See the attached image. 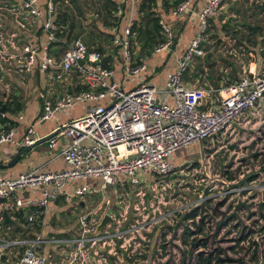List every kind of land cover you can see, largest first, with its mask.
Masks as SVG:
<instances>
[{
    "label": "built area",
    "instance_id": "1",
    "mask_svg": "<svg viewBox=\"0 0 264 264\" xmlns=\"http://www.w3.org/2000/svg\"><path fill=\"white\" fill-rule=\"evenodd\" d=\"M107 2L115 5L110 16L114 22L108 28L111 44L121 55L123 74L127 79L142 78L129 90L114 81V71L103 66L96 46L75 36L70 14L76 0H0V76L16 72V79L24 84L27 75L36 71L47 84L63 83L61 96L44 99L37 121L18 140L16 127L9 122H21L22 115L12 119L0 112V120H8L6 125L0 122V147L13 143L22 151L37 141L35 125L77 104H92L85 115L65 123L48 141L53 148L57 137L68 140L56 156L64 161V170L39 168L15 177L0 174V264H49L46 248L69 253L68 257L62 254L61 264H135L142 257L136 247L145 240L147 259L158 260L162 237L146 235L154 229V221L123 225L128 217L123 208H128L130 196L135 193L144 198L135 189L172 176L178 151L215 140L264 102V60L259 55L252 70L247 67L226 86L185 78L195 58L206 56L203 44L209 19L221 14L229 0H208L197 14L196 33L163 87L148 84V66L135 61L132 38L141 0H104ZM191 3L176 1L169 16L179 19L190 11ZM105 16L101 14L100 21L105 22ZM158 25L162 41L153 50L156 55L171 51L174 40L164 17L158 16ZM37 33L45 38L41 45L23 38ZM16 37H21L18 42ZM17 43L19 56L7 51H15ZM15 58L22 61L17 71L10 61ZM52 204H76L84 212L68 229L49 222L45 225ZM4 212L11 223H5ZM106 216L110 221L96 233ZM145 229L148 231L142 232ZM134 233L140 235V242L132 240ZM170 253L168 249L167 256Z\"/></svg>",
    "mask_w": 264,
    "mask_h": 264
},
{
    "label": "rangeland",
    "instance_id": "2",
    "mask_svg": "<svg viewBox=\"0 0 264 264\" xmlns=\"http://www.w3.org/2000/svg\"><path fill=\"white\" fill-rule=\"evenodd\" d=\"M229 2L236 16L235 20L229 19L234 29L241 32L244 25H257L258 33L264 34V0ZM76 4L79 8L73 6L70 14L75 32L87 45L93 46L97 35H102L101 26H112L114 19L104 12L106 20L100 21L99 8L104 0H76ZM204 51L205 58H195V70L185 75V78L198 79L201 84L217 85L223 81L224 73L235 81L247 67L253 69L257 55L264 60V49ZM106 52L107 49L103 54ZM208 63L210 69L206 71L203 67ZM104 64L109 66L106 61ZM134 79L124 76L123 88L136 86ZM222 84L226 86V82ZM173 164L172 176L150 187L136 188L137 192L144 193V198L133 193L128 199V208H123L128 216L124 226H141L153 220L154 229L146 235L162 237L159 259H147L148 255L143 252L148 250L144 247L148 241L145 240L142 246L136 247V253L140 252L142 257L135 264H264V102L215 140L178 151ZM62 206L68 210L53 213V220L61 229H68L84 210L76 204ZM88 209L86 206L85 211ZM133 235L132 240L141 241L139 234ZM168 249L172 251L169 256ZM43 251L48 254L49 264H61L65 259L62 254L66 257L69 254L55 248Z\"/></svg>",
    "mask_w": 264,
    "mask_h": 264
},
{
    "label": "crops",
    "instance_id": "3",
    "mask_svg": "<svg viewBox=\"0 0 264 264\" xmlns=\"http://www.w3.org/2000/svg\"><path fill=\"white\" fill-rule=\"evenodd\" d=\"M172 1L173 0H169V5L172 4ZM176 1L178 0H174V2ZM207 1L208 0H192L190 11L179 19H173L169 16L170 7L165 6L166 0H157V7L154 11L159 17H164L169 22L172 27L174 40L171 51L157 55L152 53L150 55H146L145 51H142L141 49H151L149 48V45H152V43L151 41H147L145 45V37L141 36L143 30L142 32L135 34V36L132 38L135 58H138L140 63H144L148 66V78L146 79L148 84L157 87H163L166 76L176 70V60L183 56L190 41L193 39L197 29V14L206 5ZM229 4L230 3L226 4L220 16L216 15L215 17L209 19V30L207 32L206 41L203 44V49L263 48L264 34L258 33L257 25H244V29L240 32L234 29L233 24H230L229 19L235 20L236 16L232 12L233 6ZM76 7L79 8L77 4ZM136 19L139 21L141 16H137ZM258 20L259 19L257 18L256 21ZM253 28L256 30L253 31ZM101 29L103 32H100V34L102 35H97V39L93 40L92 45H95L96 49H100L99 52L102 55L103 61H107L110 69L114 71V81L119 83L123 88L124 74L121 67L122 60L120 52L116 50L118 48H114L111 44V30L108 28V26H105V28L101 26ZM75 36H78L76 32ZM152 37L156 38L155 41L157 43L162 41V34L160 33V30ZM20 38L21 37H16V41L18 42V39ZM23 38L27 40L30 39L32 42H35L38 45H41L45 41V38L40 33L35 35L27 34L24 35ZM18 45L19 44L17 43L15 51L14 49H7V51L14 52L16 54L15 56H19L21 54V49H18ZM106 49L107 52L103 54ZM230 52L235 57H238V54L235 50H231ZM10 61L12 62L13 68L16 71L20 70L22 61H20L18 58ZM196 64L197 62H194L189 68V71H194L195 67L197 66ZM229 64L231 65V62ZM206 67L208 69L207 71H209L210 64L208 63ZM222 75L224 82H234L231 77L229 78L228 73H224ZM0 77L2 78L0 81V107H4L6 111L7 109H15L14 106L17 104L19 107L18 111L12 113L6 111V114L12 117V119H15L16 115H22L23 117V120L17 123L15 126V140H18L22 135H24L25 129L37 121L38 117L40 116L41 105L44 99H53L61 96L63 93V83H54V85L47 84L44 81L42 75L36 71H33L27 75L24 84H20L18 82L16 79V72L12 73L11 76L2 75ZM141 80L142 78L134 79V81H137V83H139ZM76 84H78V82ZM132 87L130 86L126 89L129 90ZM91 106V103L77 104L71 109L55 115V117L49 121V124H47L46 121L36 125L39 127L38 130L36 126L34 129L37 141L46 137L55 136L65 123L85 115ZM67 144L68 140L61 136L56 138V145L53 148L49 147L48 141L38 144L26 153H23L20 161L13 167H0V174H4L6 177H15L20 173L39 168L45 172L64 170V161L60 157L56 158V156ZM19 152L20 150H17L13 143L1 146L0 165H7ZM62 208H64L62 204H52L49 207L48 214L46 216L47 219H45V225L47 222H49L50 226L57 225L53 220L52 214L56 213L57 211L58 213L67 211V209Z\"/></svg>",
    "mask_w": 264,
    "mask_h": 264
},
{
    "label": "trees",
    "instance_id": "4",
    "mask_svg": "<svg viewBox=\"0 0 264 264\" xmlns=\"http://www.w3.org/2000/svg\"><path fill=\"white\" fill-rule=\"evenodd\" d=\"M175 2L173 1L171 5H169V1L165 2L166 7H171L174 5ZM157 5V0H141L140 7H139V13L141 16V19L136 23V25L133 28V32L135 34L142 32L141 36L145 37V45L147 41H151L152 45H149V48L151 49H141L142 51H145L146 55H150L153 53V50L155 47H157L161 42L157 43L155 40L156 38H153L152 36L157 34V32L160 30L158 25V15L155 13V9ZM115 5L112 2L104 3L99 9L102 11V14L105 12L111 16V11L114 9ZM144 26V27H143ZM150 26V28H149ZM135 61L137 64H140V61L138 58H135ZM107 62V61H106ZM105 63V62H104ZM103 63L104 67L110 68L108 65H105ZM15 109H7L6 111L9 113L18 111L19 107L16 104ZM5 111V112H6ZM0 122L4 125L8 123V120H0ZM10 126H16L13 122H9ZM22 152V151H20ZM0 167H4L0 165ZM16 217L20 218L21 221L22 215L16 213Z\"/></svg>",
    "mask_w": 264,
    "mask_h": 264
},
{
    "label": "water",
    "instance_id": "5",
    "mask_svg": "<svg viewBox=\"0 0 264 264\" xmlns=\"http://www.w3.org/2000/svg\"><path fill=\"white\" fill-rule=\"evenodd\" d=\"M90 20H93L92 17H90ZM256 29L253 28V31H255ZM98 51L100 49H97ZM80 64H82V62H80ZM67 91L70 93V87L67 88ZM0 112H5L4 107H2L0 109ZM52 137H46L44 139H41L39 141H36L32 146L27 147L24 151L17 153L12 159L11 161L7 164L4 165L5 168H10L13 167L15 164H17L20 161L21 156L23 155V153H26L27 151H29L31 148H33L34 146L41 144L43 142L49 141ZM126 188V187H125ZM4 219H5V223H11V220L9 219L8 215L6 212L3 213ZM110 219L108 216L104 217V219L102 220L101 224L97 227L96 229V233H99L100 230H102L103 228H105L107 222H109Z\"/></svg>",
    "mask_w": 264,
    "mask_h": 264
}]
</instances>
